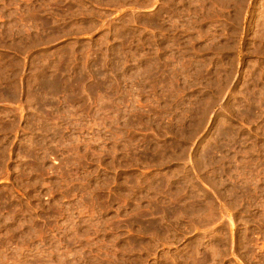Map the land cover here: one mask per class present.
I'll return each mask as SVG.
<instances>
[{"label": "rangeland", "instance_id": "374dc122", "mask_svg": "<svg viewBox=\"0 0 264 264\" xmlns=\"http://www.w3.org/2000/svg\"><path fill=\"white\" fill-rule=\"evenodd\" d=\"M0 264H264V0H0Z\"/></svg>", "mask_w": 264, "mask_h": 264}]
</instances>
